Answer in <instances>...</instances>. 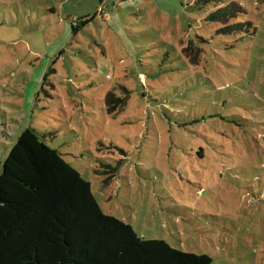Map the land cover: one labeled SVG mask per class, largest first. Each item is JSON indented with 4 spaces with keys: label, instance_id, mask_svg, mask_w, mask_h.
I'll return each mask as SVG.
<instances>
[{
    "label": "rangeland",
    "instance_id": "374dc122",
    "mask_svg": "<svg viewBox=\"0 0 264 264\" xmlns=\"http://www.w3.org/2000/svg\"><path fill=\"white\" fill-rule=\"evenodd\" d=\"M26 128L141 239L264 264V0H0V171Z\"/></svg>",
    "mask_w": 264,
    "mask_h": 264
},
{
    "label": "trees",
    "instance_id": "16d2710c",
    "mask_svg": "<svg viewBox=\"0 0 264 264\" xmlns=\"http://www.w3.org/2000/svg\"><path fill=\"white\" fill-rule=\"evenodd\" d=\"M93 18L72 21L73 32ZM108 103L116 104L111 94ZM211 263L205 254L141 239L103 213L90 183L34 130L24 129L8 152L0 171V264Z\"/></svg>",
    "mask_w": 264,
    "mask_h": 264
}]
</instances>
